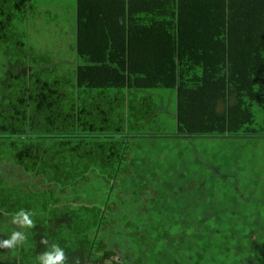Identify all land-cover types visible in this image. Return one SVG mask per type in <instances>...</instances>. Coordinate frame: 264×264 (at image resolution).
Masks as SVG:
<instances>
[{"label":"trees","instance_id":"obj_1","mask_svg":"<svg viewBox=\"0 0 264 264\" xmlns=\"http://www.w3.org/2000/svg\"><path fill=\"white\" fill-rule=\"evenodd\" d=\"M40 2L0 0V240L23 237L0 247V264H39L53 244L63 264H151V251L162 264H264L251 249H264L256 231L247 244L185 240L186 227L211 224L184 222L179 207L202 182L186 183L169 155L157 178L161 158L138 152L153 137L264 140V0H76L66 57L61 44L31 41ZM184 141L197 140L162 146ZM228 172L223 187L234 193ZM20 209L31 227L12 222ZM245 248L255 263L240 258Z\"/></svg>","mask_w":264,"mask_h":264},{"label":"rangeland","instance_id":"obj_2","mask_svg":"<svg viewBox=\"0 0 264 264\" xmlns=\"http://www.w3.org/2000/svg\"><path fill=\"white\" fill-rule=\"evenodd\" d=\"M76 0H42L39 4L36 15L30 22V38L33 44L36 46H41L43 49L44 46L54 49V45H62L61 54L67 56L70 53L69 46L74 44L75 39V24H76ZM49 48H46L50 50ZM71 57V56H70ZM168 94V100L174 99V91L166 93ZM168 127H162L160 131L166 132L171 130L174 131L173 126L169 125ZM143 132L153 133L154 128L148 129L143 128ZM159 132V131H157ZM182 137L176 138H161L153 137L148 138L144 142V145L139 148L135 147L138 150L139 155H148L150 159L161 158V164H156L155 170L153 173H156L157 178H161L160 170L165 166L164 161L169 158V156L178 158L180 166H182V171L184 173V178L186 183L192 181L198 183L206 182V178L211 181V184L214 180V174H209L205 177L208 172L213 173L212 168H217L224 173V176H228L227 172L234 170L235 175V189L234 193L230 192L229 189H225L223 185L227 181V177H222L219 179L220 184L215 185V188L208 187L206 191H202L199 187L193 189L191 196L201 197L200 199L205 201L207 198V190H212L215 193V202L216 205L213 206L212 212L216 216L213 219H205L204 222H210L211 224H195V228L186 227L181 231V236L186 237L185 240H193V234H209L215 242H222L226 244L225 237L230 238H240L244 243L247 244V236L256 231L257 235L252 236L253 240H257L258 244L264 243V140L259 141L257 145H246L230 146V142H226L222 138H185V140H199L196 141V144H189V148L186 149L187 142H180L179 148H175L174 144L170 145L169 150L168 146L164 148L165 143L168 144L169 140H181ZM202 140L203 141L202 143ZM208 140H216L210 142ZM242 140V139H241ZM253 140V139H252ZM258 141V140H255ZM168 142V143H167ZM253 143V142H251ZM255 143V142H254ZM195 148V149H193ZM166 149V150H165ZM165 150V151H164ZM195 150V154H190ZM143 152V154H142ZM237 153V154H236ZM169 155V156H168ZM198 158V159H197ZM196 160V163H195ZM230 174V172H229ZM150 182H155L153 178L147 177ZM183 178V180H184ZM144 180V179H143ZM160 180V179H159ZM143 182L140 181L139 187L143 185ZM209 183L205 184V187ZM202 189L204 188L201 186ZM229 188V187H228ZM205 195V196H204ZM180 203L179 207L182 208L185 221L190 222L189 220L195 223H199L201 218L205 214V209L208 207L206 204L201 206L200 203L196 201L193 202L191 206L186 204V199ZM151 201L149 202V204ZM128 208L131 210L133 216H136L141 211V203L136 202L130 204ZM214 208L217 210L214 212ZM234 211L235 214L230 216L231 212ZM253 215V216H252ZM198 216L197 218H193ZM254 218V219H253ZM183 219V220H184ZM197 219V221H195ZM138 221V219H134ZM224 226V227H223ZM187 244V242H185ZM244 244V245H245ZM223 248V245H220ZM233 247L231 251H233ZM251 249L254 254L258 255L259 258L264 256V249L259 250V246H252ZM245 252H241L240 258H248L249 263H255L252 256H247L251 252L249 248H245ZM236 251H234L235 253ZM239 253V252H238ZM192 256H197L200 254L199 251H193ZM197 254V255H196ZM215 254V253H214ZM162 255V254H161ZM156 251H151V254H145L144 257L151 260V264H162V257L166 255L163 253L161 256ZM234 257V256H233ZM160 261V262H159ZM224 263L220 261L219 264ZM226 263H229L227 260ZM224 263V264H226ZM143 264V263H142ZM145 264H147L145 262ZM213 264H218V261H214ZM233 264V263H232Z\"/></svg>","mask_w":264,"mask_h":264},{"label":"clouds","instance_id":"obj_3","mask_svg":"<svg viewBox=\"0 0 264 264\" xmlns=\"http://www.w3.org/2000/svg\"><path fill=\"white\" fill-rule=\"evenodd\" d=\"M12 222H19L23 226L31 227L33 221L30 219V213L26 212L24 209H20L15 212L12 217ZM22 234L18 231H13L11 235L6 238L0 240V247H13L19 239H22ZM42 243H47L46 240L41 241ZM39 264H63L65 260V253L62 248L53 244L50 246L49 250L43 252L37 257ZM77 264H79L77 260Z\"/></svg>","mask_w":264,"mask_h":264},{"label":"crops","instance_id":"obj_4","mask_svg":"<svg viewBox=\"0 0 264 264\" xmlns=\"http://www.w3.org/2000/svg\"><path fill=\"white\" fill-rule=\"evenodd\" d=\"M41 2H42V0H41ZM40 2V3H41ZM29 27H30V23H29ZM46 47V46H45ZM46 48H49V47H46ZM49 49H51V48H49ZM181 140H185V139H181ZM197 141H199V140H197ZM214 141H216V140H212L211 142H214ZM185 142V141H184ZM182 143V142H181ZM202 143H203V140H202ZM193 145L194 144H196V143H192ZM180 146V145H179ZM195 146V145H194ZM189 148V145H188V147H187V149ZM193 149H195V148H193ZM195 154V150L194 151H192V153H190V154ZM198 159V158H197ZM195 163H196V160H195ZM212 170H213V168H212ZM214 170H215V168H214ZM221 172V171H220ZM209 174H213L212 173V171L211 172H208L207 174H206V176L205 177H209V176H207V175H209ZM221 174L224 176L225 174L224 173H222L221 172ZM229 174V172H227V175ZM215 177H217L216 175H214V178ZM224 177H227L228 178V176H224ZM206 180H208L209 181V179H207L206 178ZM203 187H204V189H203V191L205 192L206 191V189L208 188V187H211V188H215V185H212V184H209V185H207L206 187H205V184L203 185ZM207 192H208V195H207V198L205 199V201H203V200H201L199 197H194V203H196V201L198 202V203H200V205L201 206H204L205 204L208 206V207H206V209H205V214L203 215V216H201V218H204L203 220H205V219H213L214 217H216L214 214H213V212H212V209L211 208H213V206L214 205H216V202L218 201V198H217V201L215 202V193L212 191V190H207ZM205 196V195H204ZM215 197V198H214ZM217 206V205H216ZM214 210V212L217 210V208H214L213 209ZM208 216V217H207ZM193 218H197L198 219V216H195V217H193ZM197 219H195V221H197ZM203 220H200V222H204Z\"/></svg>","mask_w":264,"mask_h":264}]
</instances>
